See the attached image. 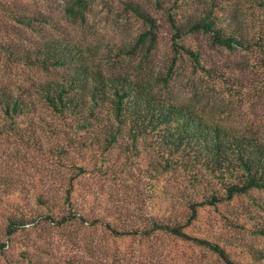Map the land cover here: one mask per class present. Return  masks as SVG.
Here are the masks:
<instances>
[{"label": "trees", "instance_id": "obj_1", "mask_svg": "<svg viewBox=\"0 0 264 264\" xmlns=\"http://www.w3.org/2000/svg\"><path fill=\"white\" fill-rule=\"evenodd\" d=\"M153 1L171 31L173 54L165 83L181 55H187L194 71L208 68L202 51L185 40L191 34L207 35L211 45L260 49L264 54V29L256 36L249 34L239 4L231 12L232 23L224 18L225 5L237 0ZM125 3L146 25L129 52L139 48L148 54L157 41L156 19L138 1ZM254 3L264 8V0ZM88 8L89 0H65L62 13L72 21H85ZM13 17L29 27L51 22L41 10ZM4 49L12 61L46 75L29 76L16 90L0 84V137L12 135L38 146L46 136L64 159L67 174L57 188L33 193L0 176V253L15 233L35 224L34 214L22 205L32 196L48 210L42 219L64 230L67 242L77 247L53 261L32 259L21 249L20 256L32 264H184V247L203 249L223 264L264 261V245L238 242L232 236L228 246L226 238L209 227L206 216L212 209L224 227L264 237V142L256 135L224 126L189 102L162 95L147 78L103 69L74 41L51 37L8 43ZM41 106L55 117L46 119ZM54 119L59 122L52 126ZM88 174L107 177L125 193L132 190V201L118 198L121 206L102 198L114 204L107 207L113 212L124 211L127 221L87 215L77 197L79 181ZM98 225L107 233L105 241L128 239V246L130 238L137 239L136 247L128 246V253H136L132 262L101 238L95 241L92 230Z\"/></svg>", "mask_w": 264, "mask_h": 264}, {"label": "rangeland", "instance_id": "obj_2", "mask_svg": "<svg viewBox=\"0 0 264 264\" xmlns=\"http://www.w3.org/2000/svg\"><path fill=\"white\" fill-rule=\"evenodd\" d=\"M64 1L0 0V84L16 90L18 83H25L29 76L46 75L32 66L8 58V52L4 49L8 43L64 38L79 44L88 53L89 59L99 63L103 69L130 72L147 78L162 95L189 102L207 118L252 133L264 142V54L260 49L230 50L211 45L208 36L203 33L188 35L185 40L193 48L202 51L203 62L208 68H197L194 71L187 55H181L177 57L172 74L165 83L163 77L173 54L170 46L171 31L165 14L153 0H135L156 19L157 41L155 48L148 54L139 48L133 53L129 52L137 34L146 25L126 5L127 0H89L85 21H72L65 17L62 13ZM236 3L244 13L243 16H246L244 25L247 26V32L255 36L260 34L264 29V8L255 4L254 0H237L226 4L222 13L224 18H229L228 23L233 21L231 12ZM37 10L48 13L51 22H36L29 27L13 17L14 13H34ZM40 111L48 120L55 117L43 106ZM56 122L59 121L54 119L51 125ZM53 145L52 140L46 136L38 146L26 144L12 135L0 137V176L10 180L14 187L21 185L30 193L38 189L57 188L58 182L65 179L67 167L62 164L64 159L56 155ZM78 186L77 200L85 204L84 210L89 217L97 216L100 220L109 219L115 223L127 221L124 211L113 212V209L107 207L114 204H107L102 198L109 197L116 203H119L117 200L121 197L132 201L134 195L130 188L125 193L123 188L112 184L110 179L101 174L81 177ZM22 205L28 209L27 212L34 214L35 224L31 223L26 229L14 234L4 252L0 253V264H32L20 256L21 249H26L32 259L44 257L50 261L77 251L76 246L67 242L64 230L42 219L48 211L43 205L35 203L32 196ZM206 216L209 227L221 233L227 244L229 237L236 236L238 242L264 245L262 236L232 226L224 227L223 220L212 209L206 212ZM2 218L3 214H0V223ZM92 232L95 241L101 238V242L110 250L116 247L133 261L136 253H128L131 252L128 246L136 247L137 239L130 238L131 243L126 246L128 239L105 241L107 233L100 225L93 228ZM159 243L155 240L154 245ZM183 250L187 255L183 259L184 264H223L203 249L184 247ZM236 256L240 257L241 254Z\"/></svg>", "mask_w": 264, "mask_h": 264}]
</instances>
